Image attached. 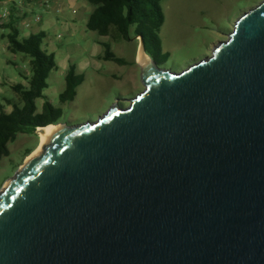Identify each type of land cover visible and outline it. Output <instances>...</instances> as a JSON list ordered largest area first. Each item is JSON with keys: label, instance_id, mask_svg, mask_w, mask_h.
Here are the masks:
<instances>
[{"label": "water", "instance_id": "95a60500", "mask_svg": "<svg viewBox=\"0 0 264 264\" xmlns=\"http://www.w3.org/2000/svg\"><path fill=\"white\" fill-rule=\"evenodd\" d=\"M140 67L127 108L37 130L0 264H264V0L181 73Z\"/></svg>", "mask_w": 264, "mask_h": 264}, {"label": "rangeland", "instance_id": "374dc122", "mask_svg": "<svg viewBox=\"0 0 264 264\" xmlns=\"http://www.w3.org/2000/svg\"><path fill=\"white\" fill-rule=\"evenodd\" d=\"M262 1L162 0L165 22L159 33L161 53L148 46L147 53L155 58L158 56L157 62L147 54L146 57L161 69L181 73L210 57L213 49L228 39L241 15ZM62 2L58 1L56 5L52 3L48 11L19 17L22 21L19 28L21 37L40 32L47 34L42 49L50 54L52 51L55 53L58 70L50 74L48 89L44 92L45 99L38 100L37 107L42 109L44 102H49L63 111V117L56 126L72 127L98 121L115 104L127 108L129 100L144 90L141 83L142 64L139 61L143 48L141 41L134 38L135 28L130 32L132 41L119 39L117 34L112 38H103L88 31V12L74 15L68 4L63 3L65 8H59ZM87 8L94 10L89 4ZM2 13L0 11V17ZM60 18L63 19L61 23L58 21ZM9 34V30L0 27V114L8 102L14 104L18 101L11 87L29 84L32 76L30 60L7 51ZM101 43L108 44L111 52L124 60L125 65L96 60L98 54L105 53ZM83 63L89 66L86 71L77 68V74L83 76L84 82L77 89L76 98L73 102L61 103L60 96L66 90L65 78L69 66L75 64L80 67ZM95 63L99 64L97 69ZM39 145V134L19 135L16 142L9 145V157L0 161V193L4 183L15 177Z\"/></svg>", "mask_w": 264, "mask_h": 264}, {"label": "trees", "instance_id": "16d2710c", "mask_svg": "<svg viewBox=\"0 0 264 264\" xmlns=\"http://www.w3.org/2000/svg\"><path fill=\"white\" fill-rule=\"evenodd\" d=\"M87 2L94 8L87 23L88 31L104 38H112L117 34L119 39L132 41L130 32L135 28V40L141 38L145 43L146 54L157 62L158 56L155 58L148 54L147 47H154L158 54L161 53L159 33L165 22L162 0H87ZM19 22L20 18L11 16L8 22L0 19V27L10 31L7 36V51L12 55H22L29 59L32 76L28 86L19 84L11 87L18 97V103H9L13 106L11 114L4 112L0 114V161L9 157V145L16 142L19 135L34 136L38 129L57 125L63 117V111L56 109L49 102H45L42 112L38 113L37 101L45 99L47 81L50 74L58 69V65L55 55L42 49L47 34L40 32L22 39L18 28ZM101 45L105 49L102 61L125 65L124 60L111 52L108 44ZM83 82V76L76 75V67L71 66L66 75V90L60 96V102L63 104L73 102L77 96V89Z\"/></svg>", "mask_w": 264, "mask_h": 264}, {"label": "crops", "instance_id": "0c3cea01", "mask_svg": "<svg viewBox=\"0 0 264 264\" xmlns=\"http://www.w3.org/2000/svg\"><path fill=\"white\" fill-rule=\"evenodd\" d=\"M58 1H63L62 3L68 4V6H70L71 9L73 10L72 13L74 15H78L79 13H81L83 11L88 12L89 13L88 14L89 15L88 16V20H89L91 14L94 11V10H90V9L87 8V5H88L87 0H36L35 3H27V2L24 1L21 5L18 4L19 0H0V11L4 12L6 9H10L11 11H13L12 16L15 17V18L27 17V15L33 16V15H35V13H37L39 11L40 12H44L46 10L48 11L49 8L52 7V3L53 4L55 3V5H56V3ZM73 20H75V19H73ZM58 21L61 23V22H63V19L60 18ZM21 22H19L18 28H19ZM19 32H20V28H19ZM28 37H29L28 34H25L23 37H21V34H20V38H22V39H25V38H28ZM101 44H103V43H101ZM51 53L55 55V53L53 51ZM102 56H103L102 54H98L95 57V59L98 60V61H102L101 60ZM145 56H147L146 53H145ZM65 65H66V63H65ZM71 66H75L76 67V75H78L77 74V68L80 71H86V69L88 68L89 65L87 63H83V64H81L80 67H78L75 64H72V65L69 66V69H70ZM95 66H96V69H97L99 67V64L95 63ZM69 69H68V71H69ZM68 71H67V73H68ZM78 76H82V75H78ZM22 85H24V84H22ZM25 86H28V84L25 83ZM9 103L10 102H8L5 107H2V112L6 113V114H11L13 112V106L9 105ZM15 103H18V101L15 102ZM42 110H43V107H42V109H38V113H41Z\"/></svg>", "mask_w": 264, "mask_h": 264}, {"label": "built area", "instance_id": "2783aa9c", "mask_svg": "<svg viewBox=\"0 0 264 264\" xmlns=\"http://www.w3.org/2000/svg\"><path fill=\"white\" fill-rule=\"evenodd\" d=\"M24 1L27 2V3H35L36 2V0H19L18 4L21 5ZM58 6H59V8H65V4H63V3H60ZM11 16H12V11L10 9H6L2 13V16L0 17V19L3 22H8L10 20Z\"/></svg>", "mask_w": 264, "mask_h": 264}, {"label": "bare ground", "instance_id": "6f19581e", "mask_svg": "<svg viewBox=\"0 0 264 264\" xmlns=\"http://www.w3.org/2000/svg\"><path fill=\"white\" fill-rule=\"evenodd\" d=\"M139 61L141 62V64H143L144 61H148V58L143 54V52H142V54H141V57L139 58ZM49 127L57 128L58 126H56V125H51V126H49ZM43 129H48V127L43 128ZM39 135H40V134H39ZM40 146H41V136H40V145H39L38 148L34 151L33 154H35V153L39 150ZM33 154H32V155H33ZM28 159H29V158H28ZM28 159H27V160H28Z\"/></svg>", "mask_w": 264, "mask_h": 264}]
</instances>
